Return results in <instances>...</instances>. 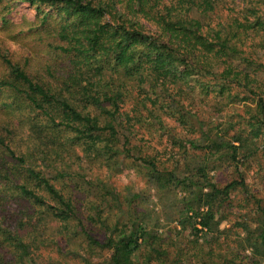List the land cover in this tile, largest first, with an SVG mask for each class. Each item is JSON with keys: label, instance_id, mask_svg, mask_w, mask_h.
Returning <instances> with one entry per match:
<instances>
[{"label": "trees", "instance_id": "obj_1", "mask_svg": "<svg viewBox=\"0 0 264 264\" xmlns=\"http://www.w3.org/2000/svg\"><path fill=\"white\" fill-rule=\"evenodd\" d=\"M23 1L59 12L50 47L75 68L59 87L2 54L12 80L0 87L21 96L17 127L29 128L21 140L31 146L16 149L0 133L2 185L14 186L21 207L6 221L10 196L0 189V264H264V200L244 179L253 164L264 178V0ZM141 121L173 135L185 162H175L176 148L133 141ZM215 154L239 179L214 181ZM98 160L119 174L130 160L165 209L174 207L165 191L181 185L182 205L165 214L173 226L155 228L144 190L121 194L78 166ZM66 179L82 180L83 195L68 194ZM236 190L252 218L221 230L218 214Z\"/></svg>", "mask_w": 264, "mask_h": 264}, {"label": "rangeland", "instance_id": "obj_2", "mask_svg": "<svg viewBox=\"0 0 264 264\" xmlns=\"http://www.w3.org/2000/svg\"><path fill=\"white\" fill-rule=\"evenodd\" d=\"M48 14H50L48 16ZM64 22L61 18L59 12L54 8L47 6H38L33 5L23 0H0V81L3 80H12L9 76L10 68L2 59V54L7 53L8 56L16 63H18L23 69L27 71L35 80H39L43 83H50L54 86L61 87L62 82L69 76L72 68H75L73 65L74 60L69 58V56L59 55L51 47L50 42L52 35L56 34V29ZM146 91H150L149 86H146ZM151 92V91H150ZM135 94V100L138 101L139 98L136 91H132ZM157 93L162 95L160 89H157ZM15 93L7 88L0 87V133L5 134L10 142L13 140V146L22 151H28L30 148V143L23 142L21 138H27L29 128L23 129V132L20 128L17 127V124L20 123L22 117H26L25 114H21L16 110L17 105L22 107L23 103L21 101V96L15 97ZM145 93L142 92V98H144ZM164 96V94H163ZM134 99H131L133 101ZM165 100L170 102V98L167 96ZM196 105V102L194 103ZM200 108L204 109V115L207 117L215 116L213 114L214 107L212 104L207 105V103H200L198 99V105ZM28 109V108H27ZM25 109V111H27ZM145 111V110H143ZM146 112V111H145ZM147 113V112H146ZM213 114V115H212ZM28 117V116H27ZM154 121H152L153 123ZM171 125V121L167 120ZM137 129L139 134L135 135L133 141L144 138L151 141V144L160 151L165 150V148L175 149L176 153V163L178 162L182 165L185 161L182 159V153L177 151L178 146L175 147L173 144L172 136L166 133L163 130H157L152 127L150 130L146 124L141 121L138 123ZM6 128H12L14 130V135H7ZM157 130V131H155ZM191 154H195V151H191ZM165 158L169 156L163 154ZM203 156L200 155L188 160L191 167H195L198 163H201ZM212 161L216 162L218 167L215 172H213L214 181H218L221 184H225L229 181H232L238 175L235 172V168L231 162L221 159L219 154H215L211 157ZM127 161V160H126ZM98 160L97 165H90L89 162H84L83 165H78L84 169L87 173H90L91 177L99 175L102 178L108 179L113 187H117V191L121 194H127L134 190V192H140L144 190L147 194V198L140 202L142 208H144V213H150L152 215L153 221H155V228L161 231L163 228L167 229L172 227L173 223L165 220V214L173 211L176 208L175 203L179 202L178 207L182 205V190L181 185L179 188L172 187L169 190L165 191V198L169 196L165 202L168 205L172 200L174 207L171 206L170 210L165 209L162 202L158 203V197L156 195V188L154 184L143 174H140L136 168L133 167L131 161L128 160L124 166V163L120 161L119 167L121 166V173L115 171H109V169L100 163ZM189 164V163H188ZM95 165V166H94ZM5 167L3 164V157L0 152V167ZM52 168V167H50ZM256 165L253 164L250 167L247 178H244L248 183V188L251 192L257 194L258 197L263 198L264 200V178H259L254 172H256ZM21 175H18L19 178ZM12 177L15 178V174L12 173ZM0 175V189L2 192H5L10 198L5 200L6 208L5 215L6 221L8 218V212H14L17 216L13 218V222L17 219L19 215V202L16 200L18 194L16 189L13 187L4 188L2 185ZM21 178V177H20ZM113 178V179H110ZM83 181H77L72 179H66L63 181L62 186H64L68 194H75L76 196H82L83 191L86 189L82 188ZM154 186V188H152ZM131 187L132 189H128ZM128 189V190H127ZM19 199V198H18ZM244 201L245 195L241 191L236 190L232 193V200H230L229 206H224L220 214H218V220L220 221L219 228L221 230L226 229L231 226L230 221L240 220L243 216L245 219L250 220L252 218V207L244 206L240 204L242 200ZM241 205V206H240ZM231 234L233 237L236 236L235 231H232ZM200 243H203L201 246H207L203 242V239H200Z\"/></svg>", "mask_w": 264, "mask_h": 264}]
</instances>
